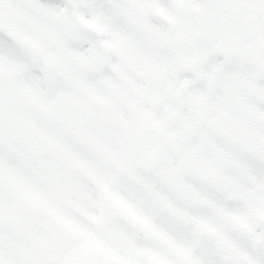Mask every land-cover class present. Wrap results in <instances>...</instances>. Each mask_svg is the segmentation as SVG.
I'll return each instance as SVG.
<instances>
[{
    "label": "snow or ice",
    "instance_id": "6c2138e0",
    "mask_svg": "<svg viewBox=\"0 0 264 264\" xmlns=\"http://www.w3.org/2000/svg\"><path fill=\"white\" fill-rule=\"evenodd\" d=\"M0 264H264V0H0Z\"/></svg>",
    "mask_w": 264,
    "mask_h": 264
}]
</instances>
